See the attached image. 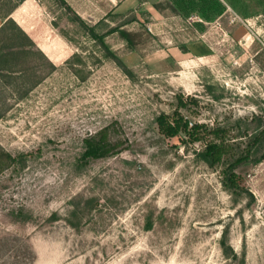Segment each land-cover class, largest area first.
Here are the masks:
<instances>
[{
    "label": "rangeland",
    "instance_id": "374dc122",
    "mask_svg": "<svg viewBox=\"0 0 264 264\" xmlns=\"http://www.w3.org/2000/svg\"><path fill=\"white\" fill-rule=\"evenodd\" d=\"M17 1L0 0L1 18ZM36 1L72 54L54 66L13 25L0 32V146L15 157L0 173V264H264V136L250 144L264 0H220L211 22L169 0ZM179 95L190 121L228 130L232 155L250 149L235 191L226 160L158 133ZM105 126L118 152L84 164L83 139Z\"/></svg>",
    "mask_w": 264,
    "mask_h": 264
},
{
    "label": "trees",
    "instance_id": "16d2710c",
    "mask_svg": "<svg viewBox=\"0 0 264 264\" xmlns=\"http://www.w3.org/2000/svg\"><path fill=\"white\" fill-rule=\"evenodd\" d=\"M179 14L185 18L191 15L198 16L204 22H211L221 16L225 11V6L220 0H169ZM18 0L13 6L20 4ZM63 6H67L64 0H60ZM12 8V9H13ZM11 9V10H12ZM10 10V11H11ZM9 11V12H10ZM4 17L0 25V32L11 24L15 29L29 42V45L35 48L33 42L17 27L10 19ZM197 29H203L201 22L194 23ZM123 36V33H120ZM36 49V48H35ZM185 108L183 97L177 98V106L171 114L161 113L155 118L157 131L160 135L167 138H181L185 144H202L203 149L199 154L200 158L210 167L215 166L226 160V167L223 171L224 185L235 191L238 188L235 169L249 159V148L246 147L241 153L232 155V140L229 138L228 130L218 125L210 127L206 123L190 121L181 113ZM109 126H105L83 139V152L80 160L86 164L89 160L104 158L118 152L114 142L109 139ZM264 136V129L255 136L250 144H257ZM15 162V157L5 151L0 146V173L9 168Z\"/></svg>",
    "mask_w": 264,
    "mask_h": 264
},
{
    "label": "crops",
    "instance_id": "0c3cea01",
    "mask_svg": "<svg viewBox=\"0 0 264 264\" xmlns=\"http://www.w3.org/2000/svg\"><path fill=\"white\" fill-rule=\"evenodd\" d=\"M64 1L70 4L69 0ZM126 1L129 0H105V10L110 6H117L119 3H125ZM154 2H158V0ZM76 12L82 18L84 17L83 11ZM7 15V18H10L17 25V27L33 42L35 48L39 50L52 65H61V62L65 61L72 54L71 49L64 41L51 30L49 23L44 22L42 18V8L36 0H22V2L8 12ZM96 15L98 16V14H95V16ZM3 21L4 18L0 16V25ZM39 42L58 44L59 49H61L62 46V51L64 52L63 58L59 59L57 63L52 62L40 49Z\"/></svg>",
    "mask_w": 264,
    "mask_h": 264
}]
</instances>
